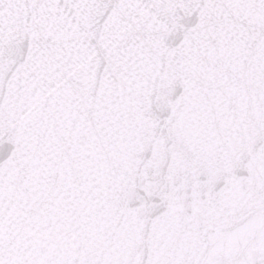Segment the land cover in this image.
I'll return each mask as SVG.
<instances>
[{"label":"water","instance_id":"obj_1","mask_svg":"<svg viewBox=\"0 0 264 264\" xmlns=\"http://www.w3.org/2000/svg\"><path fill=\"white\" fill-rule=\"evenodd\" d=\"M0 264H264V0H0Z\"/></svg>","mask_w":264,"mask_h":264}]
</instances>
